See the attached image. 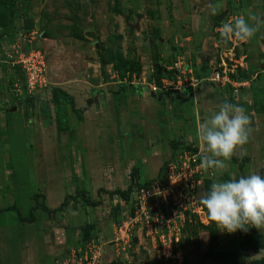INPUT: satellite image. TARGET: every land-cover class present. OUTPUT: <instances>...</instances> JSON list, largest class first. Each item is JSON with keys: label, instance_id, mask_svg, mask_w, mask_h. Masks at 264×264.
<instances>
[{"label": "rangeland", "instance_id": "obj_1", "mask_svg": "<svg viewBox=\"0 0 264 264\" xmlns=\"http://www.w3.org/2000/svg\"><path fill=\"white\" fill-rule=\"evenodd\" d=\"M203 1L204 7L200 0H0V45L7 49L17 45L26 53L42 50L48 77L46 89L30 93L19 68L0 64V209H16L0 213V251L5 264H56L60 254H54L56 244L66 248L95 235L112 240L113 225L127 209L115 205L119 196L112 200L101 191L106 190V179L113 178L111 191H126L138 182L131 174L134 168L142 183L165 174L174 151L167 139L178 146L192 140L199 145L197 125L212 113L199 121L191 95L177 93L173 103L185 98L190 108L189 118L180 119L183 115L176 107L169 112L163 106L169 107L172 94H154L149 88L159 85L163 70L177 57L182 56L197 77V71L209 69L212 74L223 63L237 66L241 81L251 84L248 91L252 93L253 86L258 89L259 106L264 108V27L248 42L224 43L218 31L238 15L264 17V0H207L221 6L216 15ZM14 7L19 9L16 28L10 23ZM65 84L82 93L78 102L75 99L82 119L69 107L70 129L59 133L53 89ZM122 86H127L126 96L118 94ZM202 87L212 90L220 85L204 82L196 91ZM226 91L228 101L235 104L231 88ZM140 93L164 101L139 111L132 96ZM203 100L218 102L209 95ZM122 103L128 106L121 112ZM247 104L241 103L252 133L243 146L245 155L241 158L238 149L234 159L225 161L224 169L214 170L213 181L264 174V114H251ZM163 112L178 121L180 131L165 130L163 125L158 136L164 141L157 142L148 121L158 115L163 118ZM209 188L207 184L201 194ZM82 192L102 204L85 205ZM68 197L62 211H42L44 204L52 210L60 208ZM32 210L35 222H20L18 212L28 218ZM256 230L258 248L243 251L240 230L229 234L210 221L194 223L186 231L178 260L158 255L147 240L136 237L127 253L117 259L109 253L102 264H264V228Z\"/></svg>", "mask_w": 264, "mask_h": 264}, {"label": "built area", "instance_id": "obj_2", "mask_svg": "<svg viewBox=\"0 0 264 264\" xmlns=\"http://www.w3.org/2000/svg\"><path fill=\"white\" fill-rule=\"evenodd\" d=\"M0 64L19 68L25 74L30 93L48 87L47 57L40 49L26 53L17 45L9 49L0 46ZM236 67L223 63L207 78H200L195 76L191 65L179 56L167 67L168 71L177 72L176 78H162L161 85L150 84L149 88L154 94L159 91L176 94L193 92L204 82H210L222 88L230 87L236 97L244 86L250 84L234 78L238 75ZM195 148L192 144L180 145L166 162L163 176L149 181V184L135 182L129 198L124 202L127 214L116 223L112 240L93 237L80 242L56 264H102L109 253L117 259L131 249L136 237L147 240L152 251H157L158 255L171 260L180 259L181 244L188 225L209 223L199 197L207 181H213L215 175L212 173L215 171L210 169L205 172L199 167L202 152Z\"/></svg>", "mask_w": 264, "mask_h": 264}, {"label": "clouds", "instance_id": "obj_3", "mask_svg": "<svg viewBox=\"0 0 264 264\" xmlns=\"http://www.w3.org/2000/svg\"><path fill=\"white\" fill-rule=\"evenodd\" d=\"M206 7L216 15L221 6L206 0ZM262 27L264 17L250 14L246 19L238 15L223 23L218 31L224 43L248 42ZM251 133V120L246 110L225 98L217 111L197 125L196 138L204 153L199 167L205 172L224 169L225 161L231 160L238 149L242 158L245 155L243 146L249 142ZM199 203L206 209L208 221L215 223L222 232H247L249 225L259 230L264 228V177L251 173L214 180L209 190L200 195Z\"/></svg>", "mask_w": 264, "mask_h": 264}, {"label": "crops", "instance_id": "obj_4", "mask_svg": "<svg viewBox=\"0 0 264 264\" xmlns=\"http://www.w3.org/2000/svg\"><path fill=\"white\" fill-rule=\"evenodd\" d=\"M218 86V85H217ZM250 87H251V84H247L246 86H244L243 88H242V90H241V92H240V94H239V96H236V97H234V96H231L232 98H233V102L235 103V104H237V105H240V106H242L241 105V103H242V101L244 102V100L246 101V103H248L247 104V108L248 109H250V112H251V114H253V115H255V111H254V109H253V105H254V101H253V95H252V93H251V91H248L249 89H250ZM61 89H63L64 91H67L70 95H72L73 97H74V99H77V96L78 95H82V93H79V92H77V90H76V88L72 85V84H65V86L63 87V88H61ZM196 91V90H195ZM194 91V92H195ZM245 91V92H244ZM243 92L246 94L245 96H244V98H243ZM136 94V93H135ZM150 94V93H149ZM181 95H186V94H190L191 95V97L193 98V106H195V115L196 116H198V118H199V121H201L202 122V120H203V118H207L211 113H213L214 111H217L218 110V105H219V103H221V102H223V100L225 99V98H227V100H228V98L230 97V95H228V93H227V91H226V88H220V87H217V89L216 88H213L212 90H210V89H208V87H202V88H200L199 90H197L194 94H193V92H186V93H180ZM127 95V93L125 92V93H123V94H121V96H126ZM151 95V94H150ZM177 95V93L176 94H172L171 96H169L170 97V105H169V107L167 106V103H166V105H164L163 104V106H165L166 107V109L165 110H169V112L172 110V111H175V107L178 109V112L180 113V114H182L183 116H181V115H179V118L180 119H184L185 118V120H186V118H189L188 116H187V112H189V110H188V108H189V106H187V102H186V100H185V98L183 99V100H181L182 102L180 103V101H178V102H176L175 104L173 103V100H172V97L173 96H176ZM194 95V96H193ZM205 95H209V96H211V97H216L217 99H218V102H217V104L216 105H214V104H211V103H206L204 100H203V97L205 96ZM242 95V96H241ZM156 96V95H155ZM154 95H152V96H147V93H143V94H137V95H133L132 96V98H135V107H136V109H138L139 111H143V110H145V111H147L149 108V104H150V106H152L153 104L152 103H158L159 104V102L160 103H163V101L164 100H160V98H156ZM76 97V98H75ZM148 98H152L153 100L151 101V103L150 102H148L149 100H148ZM235 98V99H234ZM166 99H168V97L166 98ZM199 99V100H198ZM243 99V100H242ZM235 100L237 101V102H235ZM138 101L141 103L140 105H138ZM76 102H78V99L76 100ZM158 104H156V105H158ZM122 107H121V109H120V111L122 112V111H125L126 109H127V106L128 105H124V103H122ZM192 106V107H193ZM77 107H80V106H77ZM82 107V106H81ZM79 109V108H78ZM190 109V108H189ZM192 109V108H191ZM193 110V109H192ZM84 111V113H86V110H83ZM89 111V110H88ZM91 111V110H90ZM89 111V112H90ZM122 114V113H121ZM143 115V117L146 115V113L145 114H142V112H141V116ZM152 117V116H151ZM163 118H161L159 115L157 116V118L158 119H156V120H154V121H152V119L150 118L149 119V121H148V123H150V124H153V127L151 126V128L156 132V135L158 136L159 135V128L161 129L162 127H163V125H166V128H165V130L166 129H174V130H177V131H180V130H178V128H176L177 127V124H178V121H176L175 120V118L174 117H171L170 115H166L164 112H163V116H162ZM191 119V118H190ZM173 120H174V123H173ZM192 120V119H191ZM196 119L194 118L192 121L194 122ZM185 125V124H184ZM180 127H182V125L180 126ZM186 130H184V132H185ZM156 136V138H155V141H157V142H163L164 140L161 138V135L160 136H158L157 137ZM166 141H168L167 143H169V142H172L173 144L174 143H178V142H175V141H173L172 139H167ZM153 142V141H152ZM154 143V142H153ZM196 142L195 141H191V143H188V144H194L193 146H195L196 148H198L201 152H202V154H204L203 153V149H202V145L199 143V145H197L196 146V144H195ZM161 146V145H160ZM156 148H157V146L153 149V151L154 152H156ZM158 149V148H157ZM160 150V149H159ZM172 152V151H171ZM112 180H113V178H112ZM112 180H109V178H107L106 179V183H107V185H104V186H107L106 187V191H111V190H113L112 189V185H113V181ZM135 181H140V182H142L141 181V178H140V176L138 175V180H135ZM124 190V189H123ZM116 197V196H115ZM114 197V198H115ZM120 197V196H119ZM113 198V199H114ZM112 199V200H113ZM124 202H125V200L124 199H122L121 197H120V199H119V201L118 200H115L114 201V203H115V205H117L118 203H119V207L122 209L123 207H124ZM49 208V207H48ZM50 209H52V208H50ZM55 209H58V208H55ZM52 214V213H51ZM117 223V222H116ZM116 223L113 225V234H114V231H115V225H116ZM93 229V228H92ZM97 231V230H96ZM92 233H95V228L92 230ZM94 237H97V235H95ZM101 240H103V239H101ZM106 240H108V239H106ZM74 245H76V244H71L70 246H68V247H66V248H60V244H56V247H55V249H54V254L55 255H57V253L59 252L60 254H59V256H58V258L60 257V258H62V257H65L67 254H68V252H69V250L74 246ZM62 250V252H60ZM0 264H5V260H3V255H2V252L0 251Z\"/></svg>", "mask_w": 264, "mask_h": 264}, {"label": "trees", "instance_id": "obj_5", "mask_svg": "<svg viewBox=\"0 0 264 264\" xmlns=\"http://www.w3.org/2000/svg\"><path fill=\"white\" fill-rule=\"evenodd\" d=\"M18 14H19L18 8L14 7L11 9L10 23H11V27H13V28H16V21L18 18ZM102 70H103L104 78L106 80H108V74H107L106 67H105L103 60H102ZM210 72L211 71L209 69H206L203 71H197L198 76L200 78H207L210 75L209 74ZM176 75H177L176 71H168L167 68H165V70H163L162 76H160V78H158L159 79L158 80L159 85H161V79L162 78H171L172 79V78H176ZM234 78L238 79V80H242L239 73H238L237 77H234ZM126 91H127V86H122L121 89L119 90L118 94H122ZM252 95H253V101H254V106H255V107H253L254 111L256 113L264 114V108L260 109V106H259V92L255 86L252 87ZM53 98L55 101L57 129H58L59 133H66L70 129L69 107H71L73 112L77 116H79L81 119H82V111L80 109L76 108L74 97L72 95H70L69 93H67L66 91L62 90L61 88L53 89ZM173 146H174V150L179 147L178 143L173 144ZM195 150L198 151V148H195ZM232 159H234V156L232 157ZM245 161H247V159H245ZM138 173H139V170L137 168H134L132 170L131 174L133 175L132 177H133L134 181L138 180V178L137 179L135 178L136 176L138 177V175H139ZM262 177H264V174L262 175ZM145 184H149V182H147ZM207 184H211V182L207 181ZM136 185H142V184L137 183ZM133 186H131L126 191H122V190H116V191L101 190V191L106 193L107 195H109L111 197V199H113L115 196H120L122 199L127 200L129 198V195H130L132 189H133ZM82 198L84 200L85 205H87L89 207H98L102 204L101 201L93 202L92 200H89L86 197L85 192H82ZM70 199H71L70 197L66 198L65 201L63 202V204L60 206V208H58L56 210H52L44 204L42 206V211L45 213H56L58 211H62L68 205ZM9 210H16V209L15 208H3V209H0V213L7 212ZM33 211L34 210L31 211L30 216L28 218L22 217V215L18 212L20 222H22V223H33V222H35L36 217H35V214ZM198 223H200V222H198ZM190 225H193V224H190ZM190 225H188V227ZM188 227H187V229H188ZM241 232H242V237H243V243H242L243 251H250V250L257 249L259 246V244H258L259 234H258L257 230L255 228H249L247 232H243V231H241ZM181 246H182V244H181Z\"/></svg>", "mask_w": 264, "mask_h": 264}, {"label": "water", "instance_id": "obj_6", "mask_svg": "<svg viewBox=\"0 0 264 264\" xmlns=\"http://www.w3.org/2000/svg\"><path fill=\"white\" fill-rule=\"evenodd\" d=\"M201 1V7H204L205 6V2L203 0H200Z\"/></svg>", "mask_w": 264, "mask_h": 264}]
</instances>
